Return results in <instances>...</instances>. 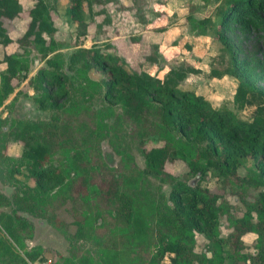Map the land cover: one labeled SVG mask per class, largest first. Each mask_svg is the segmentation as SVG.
Wrapping results in <instances>:
<instances>
[{"label":"trees","instance_id":"obj_1","mask_svg":"<svg viewBox=\"0 0 264 264\" xmlns=\"http://www.w3.org/2000/svg\"><path fill=\"white\" fill-rule=\"evenodd\" d=\"M49 2L54 3L56 0H35L33 5L22 10L18 0H0V44L5 46L10 41L6 34L8 23L14 18L23 19L22 39H29L36 45L47 65V68H39L26 84L31 85L37 93L41 108L58 110L69 98L70 76L62 70L63 60L56 52L57 42L51 35L54 28L51 25ZM110 2L112 0H67L64 13L84 31L83 7L86 5L92 10L91 4L100 5L93 11L104 14L103 7ZM219 9L214 34L228 61L221 70L210 69L209 75L214 78L226 75L236 79L232 102L237 109L253 106L249 122L237 119L227 109L212 108L192 91L180 89V82L188 74L199 73V69L189 65L172 66L161 77H157L144 71H132L118 62L114 54L94 47L76 48L65 63L66 69L80 72L86 81H89L87 74L91 68L102 75L98 84L105 100L116 104L122 117L135 128L137 149L143 159L142 173L163 177L169 183L168 201L171 206H166L168 215L159 221V224L164 223V229L158 232L146 264H161L162 257L167 253L172 255L170 264H237L240 260L244 264L246 260L250 264H264V89L254 85V71L261 63L257 64L260 60L254 62L251 58L256 51L264 52V0H224L223 9ZM184 17L189 30L195 35L204 34L210 26L208 16L195 18L193 12H187ZM231 26L244 35L251 33L259 43L253 46L251 55L241 60L235 59L222 33ZM155 30L161 31L164 27ZM152 48L156 50L157 46ZM48 54L52 56L48 57ZM144 59L151 63L157 61L156 54H148ZM0 62L4 65L0 71L1 104L22 80L20 70L24 68L15 54H3ZM58 99L62 100V104L55 102ZM156 133L163 137V143L145 146L150 141L148 136ZM7 136L21 146L18 162L11 165L8 174H20L22 180L14 178L17 185L11 199L12 217L0 214V227L16 243H19L17 231L26 230L29 225L16 211L44 217L36 209L42 204V198L53 190H70L71 187L76 188L75 192L80 196H91L108 203L114 222L130 229V234L122 238L121 244L141 240L145 233L143 214L134 208V200L122 189L135 172L130 178L126 174L112 172L104 178L91 175L96 166L88 165L87 159L81 154L82 143L76 140L71 128L64 124L14 120ZM170 136H177L179 142L170 144ZM88 138L96 139L95 133L89 132ZM59 148L66 149L65 153L68 154L66 171L50 163V157ZM4 150L5 141L0 138L1 163L6 159ZM244 157L251 158L254 169L247 177H240L236 169L239 160ZM176 158L182 160L188 172L197 175L199 181L212 174L219 179L221 187L226 180L233 179L260 188L251 202H243L241 216L229 217L231 231L225 237L218 234V222L222 215L228 214L230 205L221 192H211L201 188L198 183L189 186L167 174L164 163ZM7 202L0 194V205ZM75 223L74 237L83 238L80 220ZM60 224L63 225L62 222ZM194 233L205 239L207 254L193 251ZM245 233L256 235L254 247L257 248V254L254 257L241 253L244 245L241 237ZM24 255L33 262L39 252L25 251ZM102 255L103 261L108 264H114L116 258L118 261L117 243L111 245V250L102 251ZM15 264L26 263L16 257Z\"/></svg>","mask_w":264,"mask_h":264},{"label":"rangeland","instance_id":"obj_2","mask_svg":"<svg viewBox=\"0 0 264 264\" xmlns=\"http://www.w3.org/2000/svg\"><path fill=\"white\" fill-rule=\"evenodd\" d=\"M132 1L112 0L103 7L104 14L93 11L100 5L91 4L92 10L83 5L86 24L84 31L78 23L65 15L67 0L49 2L51 25L54 28L51 35L57 42L56 52H59L63 60L62 70L70 76L69 98L58 110L41 108L37 102V93L31 85L26 84L28 80L33 79L39 68H47V65L37 51L36 45L29 39H22L25 21L14 18L6 26V34L10 41L5 46L0 44V60L5 53L15 54L24 69L20 70L22 80L0 104V138L5 141L3 153L6 154L5 162L0 161V194L8 201L7 204L0 205V214L12 217L13 190L17 185L16 180H22L20 174H8L11 165L18 162L21 151L20 143L7 136L9 126L14 120L26 119L54 125L64 124L71 128L76 140L82 143L81 154L87 159L88 165L96 166L95 170L91 171V175L104 178L112 172L126 174L130 178L132 172L136 173L122 189L134 200V208L143 214L145 223L143 237L139 241L131 240L121 244L122 238L130 234V229L114 222L113 212L108 203L91 196H80L75 192L76 188L71 187L70 190L63 188L64 190L61 191L53 190L42 198V204L36 209L44 217L16 211L29 223L26 230L17 231L19 243L7 236L0 227V264H15L16 257L21 258L26 264H108L103 261L102 251L111 250V245L115 243L119 258L118 261L116 258L114 264H146L158 232L164 229V223L159 224V221L168 215L166 206H171L168 201L169 183L163 177L142 173L143 159L137 149L138 138L135 135V128L122 117L116 104L105 100L102 88L98 84L102 75L91 68L87 74L89 81H86V77L84 78L80 72L65 68L68 56L76 48L105 49L114 54L118 62L122 60V63H126L132 70L140 67L148 74L158 77L169 67L193 63L200 68V71L188 75L187 79L179 84L180 89L201 96L212 108L231 111L241 121L251 120L253 106L237 109L232 102L236 79L232 76L215 79L209 75L210 69L221 70L228 61L214 34L218 21V11L215 12V8L222 10L224 0ZM34 2L35 0H18L22 10L33 5ZM178 7L182 9L179 10ZM187 12L210 18V26L204 34L189 36L184 33L186 29L179 17ZM167 19L169 22L172 21L169 24L174 26V30L177 29L178 24L183 26H178L179 38L173 39L176 41L172 43V38L164 34L160 39L163 41L160 43L162 47L160 50H154L150 45L151 35L162 33L163 30L156 31L155 28L165 27ZM139 29L152 33L146 35L148 39L144 50L132 41V38L139 36ZM222 33L232 48L236 60L251 55L253 46L259 45L251 33L244 35L233 26L223 30ZM44 37L47 39V36ZM117 49L122 54L121 58L117 56ZM130 53H133L131 59ZM148 54H156V64H142L144 56ZM51 56L52 54H48V57ZM251 58L254 62L261 61L257 62L261 64L254 71L253 81L256 87L264 89V52L256 51ZM195 59H197L196 63L193 61ZM3 69L4 65L0 62V71ZM55 102L62 104L61 99ZM89 132H94L96 139H87ZM148 138L150 141H147L145 146L161 145L164 141L158 133L149 135ZM168 139L170 144L173 141L179 142L177 136H170ZM65 151L64 148L55 150L50 157V163L66 171L69 158ZM253 169L251 158L244 157L239 160L236 173L240 177H247ZM164 171L189 186H196L198 183L201 188H207L211 192H221L230 205L228 214L222 215L218 222V234L221 237H225L231 231L229 217L241 216L244 211L243 202H251L260 189L228 179L222 184V191L219 179L209 174L203 181H199L198 176L190 174L186 164L179 158L166 161ZM76 220H80L82 225L83 238L74 237ZM11 222L15 221L11 218ZM255 237L254 233H245L241 237L244 244L241 253L253 257L257 254V248L254 247ZM193 238V251L206 253L204 249L206 241L203 236L194 233ZM25 251L39 252V255L35 261L30 262L24 255ZM171 256L168 253L164 254L160 263L170 264ZM237 264L244 263L240 260ZM245 264H250L249 260H246Z\"/></svg>","mask_w":264,"mask_h":264},{"label":"crops","instance_id":"obj_3","mask_svg":"<svg viewBox=\"0 0 264 264\" xmlns=\"http://www.w3.org/2000/svg\"><path fill=\"white\" fill-rule=\"evenodd\" d=\"M205 3V2H204ZM179 8V10H181L182 9V7H178ZM220 9L218 8H215V12L216 11H218V14L220 13V11H219ZM186 14V13H185ZM185 14H182V15H180V17H179V20L181 19V24L182 25H184V27H185V31H184V33L185 34H187V35H195V34H193L190 30H189V27H188V25H187V23H186V21H185ZM218 14H217V16H218ZM193 17H195V18H200V17H203L202 15H196V14H194L193 13ZM171 19V18H170ZM173 20V19H172ZM172 21L170 20V22H169V20L167 19L166 20V24L168 25H166L165 27H164V30H163V32L162 33H154L153 35H151V40H152V44H150L151 46H157V50H160V47H162V46H160V43L161 42H163V41H160V39L161 38H163L164 37V34L165 35H167V36H170L171 38H172V43L174 42L175 43V41L176 40H173V39H176V38H179L178 36H179V28L180 27H178V26H182L181 24H178V26H176L177 27V29L176 30H174V26H172V25H170L169 23H171ZM183 27V26H182ZM152 30H154V29H152ZM139 31H140V33L138 34L139 36L137 37V38H132V41L135 43V44H137V47H139L141 50H144L145 49V47H146V39H148L147 38V36L146 35H148L149 33H151V31H146V30H142V29H139ZM152 34V33H151ZM132 37H134V36H132ZM188 42H190V44H193V42L191 41V40H188ZM183 45H185V44H183ZM186 46V45H185ZM150 47V46H149ZM117 48H119V46H118V43H117ZM122 54L120 53V51H118V49H117V56H119L120 58L122 57L121 56ZM132 55H133V53H130L129 54V57H130V59L132 58ZM200 56H202V54L200 55ZM144 58H145V56H144ZM121 60V59H120ZM195 63H196V61H197V59H195V60H193ZM157 62V61H156ZM156 62H154V63H151V62H148V61H146L145 59H144V61H143V65L144 64H151V65H154V64H156ZM191 62V61H190ZM120 63H122V60H121V62ZM198 63V62H197ZM123 64V63H122ZM126 68H128V69H130V70H132L129 66H127V64L126 63H124L123 64ZM140 66H141V64H139ZM187 65H189V64H187ZM175 66H179V65H175ZM189 66H191V67H193V68H197V69H199V71H200V68L198 67V66H196V65H194L193 63L192 64H190ZM170 68V67H169ZM167 70H168V68H167ZM167 70H165L164 72H163V74L167 71ZM132 71H136V72H139V71H144V72H146V73H148L147 71H145V70H143L142 68H140V67H138L136 70H132ZM150 74V73H149ZM162 74V75H163ZM161 75V76H162ZM188 75H194V74H188ZM188 75L186 76V78L185 79H187V77H188ZM160 76V77H161ZM224 76H226V75H224ZM158 77V76H157ZM223 77V76H222ZM184 79V80H185ZM216 79V78H215ZM218 79V78H217ZM183 80V81H184ZM181 83V82H180Z\"/></svg>","mask_w":264,"mask_h":264}]
</instances>
